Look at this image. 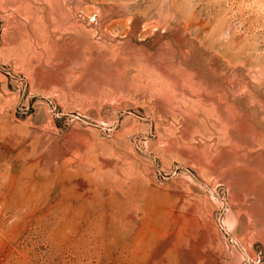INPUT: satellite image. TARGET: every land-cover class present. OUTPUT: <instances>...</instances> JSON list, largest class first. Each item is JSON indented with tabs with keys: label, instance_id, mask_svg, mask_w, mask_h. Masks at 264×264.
I'll return each instance as SVG.
<instances>
[{
	"label": "rangeland",
	"instance_id": "rangeland-1",
	"mask_svg": "<svg viewBox=\"0 0 264 264\" xmlns=\"http://www.w3.org/2000/svg\"><path fill=\"white\" fill-rule=\"evenodd\" d=\"M262 216L264 0H0V264H264Z\"/></svg>",
	"mask_w": 264,
	"mask_h": 264
},
{
	"label": "bare ground",
	"instance_id": "bare-ground-1",
	"mask_svg": "<svg viewBox=\"0 0 264 264\" xmlns=\"http://www.w3.org/2000/svg\"><path fill=\"white\" fill-rule=\"evenodd\" d=\"M21 2V1H20ZM23 3V2H22ZM19 4V3H18ZM24 4V3H23ZM22 5V4H21ZM20 5V6H21ZM23 6V5H22ZM18 8V7H17ZM242 193V192H241ZM243 194V193H242ZM241 196H243V195H241ZM263 196V195H262ZM262 196H261V198H262ZM258 197H259V195H258ZM241 198V197H240ZM260 198V197H259ZM260 198V199H261ZM241 200V199H240ZM245 206V205H244ZM257 206V205H256ZM256 206H252L251 208L250 207H242L241 209H240V211H242V216H249V214H250V212H254L255 211V207ZM259 207V206H258ZM261 210V209H260ZM258 212V211H257ZM263 217V216H262ZM248 218V217H247ZM252 218V217H251ZM264 218V217H263ZM244 221V220H243ZM256 221H258L257 220V218H256ZM262 221H264V220H262ZM246 222V221H245ZM247 222H248V220H247ZM251 223V222H250ZM261 225H262V223H260ZM250 226H251V224H250ZM257 226V225H256ZM260 227V226H259ZM255 230H257V229H255ZM255 232V231H254ZM253 232V233H254ZM256 233V232H255Z\"/></svg>",
	"mask_w": 264,
	"mask_h": 264
}]
</instances>
